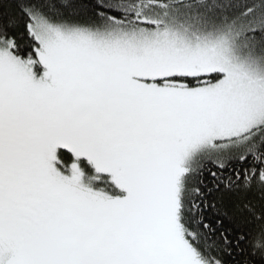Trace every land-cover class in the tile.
<instances>
[{"label": "snow or ice", "instance_id": "6c2138e0", "mask_svg": "<svg viewBox=\"0 0 264 264\" xmlns=\"http://www.w3.org/2000/svg\"><path fill=\"white\" fill-rule=\"evenodd\" d=\"M0 264H264V0H0Z\"/></svg>", "mask_w": 264, "mask_h": 264}]
</instances>
